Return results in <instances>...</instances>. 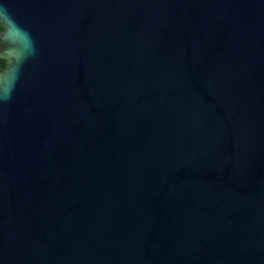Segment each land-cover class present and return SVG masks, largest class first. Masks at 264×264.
<instances>
[{
	"label": "water",
	"instance_id": "1",
	"mask_svg": "<svg viewBox=\"0 0 264 264\" xmlns=\"http://www.w3.org/2000/svg\"><path fill=\"white\" fill-rule=\"evenodd\" d=\"M0 264H264V0H0Z\"/></svg>",
	"mask_w": 264,
	"mask_h": 264
},
{
	"label": "trees",
	"instance_id": "2",
	"mask_svg": "<svg viewBox=\"0 0 264 264\" xmlns=\"http://www.w3.org/2000/svg\"><path fill=\"white\" fill-rule=\"evenodd\" d=\"M1 30V27H0ZM6 66V62L3 59H0V70H2Z\"/></svg>",
	"mask_w": 264,
	"mask_h": 264
}]
</instances>
